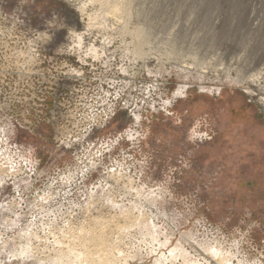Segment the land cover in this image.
<instances>
[{"label": "rangeland", "instance_id": "374dc122", "mask_svg": "<svg viewBox=\"0 0 264 264\" xmlns=\"http://www.w3.org/2000/svg\"><path fill=\"white\" fill-rule=\"evenodd\" d=\"M0 264H264V0H0Z\"/></svg>", "mask_w": 264, "mask_h": 264}]
</instances>
